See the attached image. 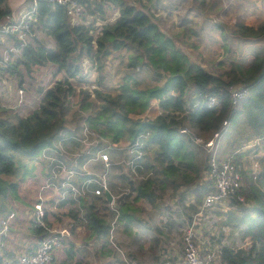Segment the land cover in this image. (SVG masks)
<instances>
[{"label": "trees", "instance_id": "trees-1", "mask_svg": "<svg viewBox=\"0 0 264 264\" xmlns=\"http://www.w3.org/2000/svg\"><path fill=\"white\" fill-rule=\"evenodd\" d=\"M8 1L0 0V21L11 15ZM24 1L25 5L30 4V0ZM108 4L116 5L118 16L112 24H105L94 33L91 23H81L83 15L72 24L64 7L38 1L25 41L13 34L0 44L3 53H8L4 78L14 82L19 90L23 84L31 86L33 68L46 64L55 68L50 86L36 90L40 98L34 107L25 106L28 96L22 102L20 114L19 108L0 106V222L9 213L21 211L12 205L14 200L20 206L30 204L13 197L32 169L16 161V155L32 161L38 154L51 150L61 132L80 125L114 145L123 146L122 152L141 142L140 170L119 176L123 179L118 185L109 181L106 172L111 203L104 194L93 196L84 192L77 199H64L55 211L47 209L50 202L43 204V227L33 226L30 217L26 221L31 234L40 239L53 229L49 217L66 219L70 229L86 233L82 242L90 244L93 257L104 260L113 254L109 242L111 224L130 223L139 213L135 207L138 200L156 207L169 190L171 194L179 193V205L191 197L193 203L187 209L196 212L195 207L208 192L204 182L207 154L178 130L185 127L192 135L206 140L228 120L229 132L222 135L216 158L232 155L238 163L247 153L239 150L253 141L256 143L247 151L261 154L256 171H240L241 187L229 198L235 209L225 217V224L240 231L250 246L247 250L223 246L219 261L264 264V21L255 26L234 24L239 36L263 40V44L252 53L246 66L231 61L221 73L212 75L189 61L180 47L159 30L145 6L136 7L124 0L83 1L81 6L84 15L95 14L103 20L104 5ZM36 33L50 38L54 49L47 48ZM3 55L0 53V62ZM82 60L90 62L96 74L91 90L84 87ZM114 60L120 68L112 76H117L118 81L115 87H107V79L112 76L106 66ZM236 85L245 86L248 95L240 101L237 111L229 115L228 89ZM207 95L217 97V109L203 105ZM153 100L158 102L160 115L133 118L143 114ZM232 133L235 138L231 142ZM22 173L24 177L20 176ZM8 177H12V182ZM42 178L46 179L47 174ZM132 192L134 197L129 199ZM61 251L66 259L61 264L72 262L75 248L64 236Z\"/></svg>", "mask_w": 264, "mask_h": 264}, {"label": "rangeland", "instance_id": "rangeland-1", "mask_svg": "<svg viewBox=\"0 0 264 264\" xmlns=\"http://www.w3.org/2000/svg\"><path fill=\"white\" fill-rule=\"evenodd\" d=\"M89 1L97 3L99 0ZM124 1L140 8L145 6L148 15L154 18V22L159 30H161L166 37L170 38L178 47H180V49L189 58V61L201 65V67L212 75H218L221 73L227 68L229 62L231 61L239 63L242 66H246L247 62L252 58V53L256 51L257 47L263 44V40L239 36L235 33L233 26L235 23L247 26L257 25L259 22L264 21V0ZM20 7H25V4H21ZM82 15L83 20H80L81 23L84 25L91 23V29L93 32L98 33L101 26L105 24H112L114 22L118 16V11L116 5L108 4L104 5L103 20L97 18V15L95 14L93 16H86L82 13ZM36 37L42 41L47 48L51 50L54 49V44L50 38L41 35L40 33H36ZM3 52L4 51L0 48V53H2V55L8 54L7 52ZM81 64L84 70L82 76L85 83L84 87L91 90L94 88L93 82L96 74L93 72V67L90 62L82 60ZM106 68L108 73L112 76V73L116 72L120 67H118L117 61L114 60L111 64H107ZM54 70L55 68L50 64L33 68L31 72L32 84L29 87L25 84L22 85L21 101L18 102L17 91L19 88L14 82H11L10 79H5L4 76L3 79L6 80V84L4 83V87L0 88V106L9 109L19 108L17 109V113L20 114L23 112L20 108L23 105L22 102L25 101L28 96L29 99L27 100L25 106H27L28 109L34 107L40 98V94L36 95V90L39 88L43 91L50 86ZM117 81V76H112L110 79L108 77L107 87H115ZM4 96L8 97L9 100H3L2 97ZM229 126L227 128L228 132ZM77 129L78 128L76 127L75 129L69 128L67 131L61 132V139L66 141L67 135L71 136L72 133L76 135L79 133ZM234 138L235 134L232 133L229 141L232 142ZM220 141L221 139L219 142ZM72 143L80 147L81 150L84 149L87 151L88 147L90 148V145L86 140L79 139L78 141ZM106 144H108L111 148L114 145L110 142ZM120 147L115 145V148L108 150V156L112 165L107 172V176H109V181L112 184L116 183L117 185L119 184L117 183L119 182L118 177L125 173V171L121 168L123 166L118 164L121 160L124 161L126 159L124 151L122 152V150H118L122 149ZM251 148L252 147L242 148L239 150L241 151L239 153L247 152L245 156H242L240 161L237 160L241 162V169H250V163L255 159L253 157L254 154L247 151ZM96 153L94 155H96ZM52 155H56V152H52ZM45 157L46 156H41L38 159H33V161H35V163L38 162L37 164H40L41 166H46L40 163L42 160L47 161ZM15 160L31 165V160H26L19 155L15 156ZM86 167L94 173L101 172V168L98 166V163L94 164V166L90 164ZM36 169L39 175L41 167L36 166ZM28 173H30V175H28L29 177L25 179L24 183L21 182L20 185L18 184L19 187H17L13 197L20 201H27V203H30L31 206L33 201L36 200V197L39 194V188L44 183L45 179L42 178L44 177L43 174L42 177L34 174L33 168L30 169ZM20 176L24 177L23 173L20 174ZM7 179L12 182V177H8ZM48 194V192H41V196H46ZM24 196L26 198H24ZM178 197L179 193L172 194L171 196L168 192L164 196L165 199L168 198V205L166 208L163 206L164 210L162 212H152L150 209L142 211V215L147 219L149 225L148 228L147 226L146 228H143L142 238L149 240L152 236L151 232L154 231L155 233V228L159 229V232L161 233L159 235V245H161L159 256L165 257V252L167 251L168 253V259L161 257V263L166 261L173 262L179 255H181V237L184 227L182 218L186 219V215H190V213H186L181 210L180 205H178ZM13 202L17 201L14 200ZM234 207L231 201L228 200L206 210L205 218L203 220L201 219L198 225L194 227L195 245L199 253H203L206 250L213 249L215 247L221 248L223 246L231 247L233 249H248L250 246L249 240L243 239L240 231L225 224L226 214L234 211ZM56 209L57 208H54V211ZM51 219L52 220H50L49 217L51 225L53 223V229L51 231H60V229L66 228V219H61V217L57 216L51 217ZM151 228H153V230ZM73 240L74 242H80V240L75 237ZM129 240V238H122L121 236L112 238V241L115 242L116 245L119 246L122 253H124L123 258L126 261H135L137 264H159L157 262L158 256H153L147 248L143 250L140 249L138 251L137 249H133L136 247L131 245ZM113 259H115L114 264H124L122 258L120 256H116V254L113 255ZM51 264H53V262ZM105 264H109V262ZM214 264L221 263L220 261H217Z\"/></svg>", "mask_w": 264, "mask_h": 264}, {"label": "built area", "instance_id": "built-area-1", "mask_svg": "<svg viewBox=\"0 0 264 264\" xmlns=\"http://www.w3.org/2000/svg\"><path fill=\"white\" fill-rule=\"evenodd\" d=\"M38 1L64 7L66 17L70 23L76 24L81 19L83 13L81 3L89 0H30V9L23 12L18 20L8 19L6 16L4 20L0 21V40L14 34L20 41H25V34L29 29V24L33 21L34 8ZM7 60L8 57H4L0 62V71H3ZM21 93V90L17 91L18 101H21ZM247 95L248 89L243 85L231 86L228 89L229 115L237 111L240 101L246 98ZM203 105L207 109H217L218 99L215 95H207L203 100ZM157 106V101L153 100L149 102L144 113L135 118L151 119L156 115H160L161 111L158 110ZM228 126L229 121H223L220 127L206 140L192 135L185 127H181L178 130L180 134L188 135L193 143L200 146L207 154V180L205 187L208 192L202 198L199 212L212 208L224 201H228L241 187L240 171L243 170L240 167L241 162L236 164L232 155L226 159L219 160L216 158L219 140L226 132ZM77 130L79 133L76 135L73 133L71 136L67 135L66 141H63L59 137L56 142L59 143L61 141V144H55L51 150L44 151L32 158L33 161V159L46 156L45 159L49 167V174L47 173V178L39 188V194L36 197L37 202L32 204L30 221L35 227L44 226L43 204L45 203L50 202L47 209L54 211V208L64 199H77L84 192L90 193L93 196H101L104 192H108L106 172L112 165L108 156V150L115 148V145L111 148L106 144L109 141L104 140L95 132L89 130L85 125H80ZM79 139L86 140L90 145L87 151L84 149L81 150L78 146L75 147L76 150L74 151L69 148V145L73 144L72 142L78 141ZM255 143L256 141L248 143L243 148H250ZM140 147L141 142H136L125 148L124 153L126 159L118 163L123 166L121 168L125 171L122 175L134 174L142 168L138 162L141 157ZM52 152H56V155H52ZM95 153L96 155H94ZM259 156V152L253 155L255 159L250 163V169L252 171L258 169ZM33 162L35 163V161ZM92 163H98V166L101 168L100 173H94L86 167ZM41 192H48L49 194L41 196ZM236 200L242 202L238 196H236ZM111 202L112 197L109 203ZM12 217L13 215L9 214L0 222L2 231L7 230L9 220ZM111 225L114 226V222ZM192 227L193 223L192 225L184 227L181 237L183 244L182 254L179 260L173 264H214L217 261L219 262L220 248L208 249L203 253H199L195 245V235ZM62 242V231H49L47 236L37 240L31 251L17 255L16 257L2 258L0 259V264H51L53 261L52 253L62 246ZM115 252L120 253L118 250H115ZM126 264L128 263L126 262Z\"/></svg>", "mask_w": 264, "mask_h": 264}, {"label": "crops", "instance_id": "crops-1", "mask_svg": "<svg viewBox=\"0 0 264 264\" xmlns=\"http://www.w3.org/2000/svg\"><path fill=\"white\" fill-rule=\"evenodd\" d=\"M24 0H11L7 2V6L11 12V15L7 18L8 19H12V20H18L19 16L28 10V7H31V4H27L25 5V7H20L21 4H24ZM250 26H255V25H250ZM8 37V36H7ZM4 37L0 40V44L3 43V39L7 38ZM7 57V55H3V58ZM4 74L3 71H0V88L4 87V85L6 84V80L3 79ZM5 83V84H4ZM3 100H9L8 97L4 96L2 97ZM18 102V99H17ZM142 115V114H141ZM137 116H134V118ZM56 145L61 144V141H59V143H55ZM76 145L75 144H70L69 148L71 150H76ZM64 150L66 151V149L64 148ZM241 152V151H240ZM68 162V161H67ZM46 166H41L40 164L34 163L33 161H31V165H27L33 168V173L36 174L37 176L42 177V174L45 176V174H49V167H48V163L46 161H42L40 162ZM36 166H40L41 170L39 172L38 175V171L36 169ZM92 166H94V163H92ZM47 171V173H46ZM122 175V174H121ZM120 175V176H121ZM125 176V175H124ZM123 178H119L118 180L119 182H122ZM206 180H207V176L204 177V182H205V186H206ZM117 182V183H119ZM115 185H117L115 183ZM206 189V187H205ZM169 192V194L172 196V194L170 193L169 190H167L165 192V194L163 195L161 201H160V205L153 207L150 206L147 202L143 201V200H138L135 203V207L137 208V210L139 211V213L133 218V220L126 224L124 222H121V224H114V226L111 227V232L109 233V242L111 244V247L113 249V254L108 257L105 258L104 260H97L93 257L92 255V251L90 248V244L89 245H85L82 242V237H84L86 235V233L80 229H70V226H66L65 229H62V233L63 236L65 237V241L67 243H71L73 244L74 248H75V255L72 257V262H67V264H75V261H79L80 259H83L82 261L79 262V264H85V262L89 263V264H105L107 262H109V264H114L115 259H113V255L116 254V256H120L122 258V261L124 262V264H126V262L128 264H137L135 261H126L123 257H124V253H122V251L119 249V246L116 245L115 242L112 241L113 237H119L121 236L129 238L130 240V244L135 246L136 248L133 249H137L138 250H143L145 248H147V250L153 254V256H158V260L157 262L159 264H173L175 262H177L179 260V258L181 257V255L178 256V258H176L175 261L173 262H162L161 263V257L163 256H159L160 253V247L161 245H159L160 243V238L159 235L161 234L159 232V229L155 228V233L154 231L151 232V237L150 239H145L142 238V232H143V228H147L149 227L147 219L144 218V216L142 215V211H147L148 209H150L152 212H157V211H163L164 208L163 206L168 205V198L165 199L164 196ZM180 192V190L178 191ZM178 194V193H175ZM134 197V193H130L129 199H132ZM202 201V200H201ZM173 203V202H171ZM193 201L190 198L186 199L185 201H183L182 204H180L181 210L185 211L186 213H190V215H186V219L182 218V222H183V226H189L192 225L193 223V231H194V227L198 225L199 221L205 218L206 216V210H203L201 212H199V207L200 204L195 207V211L196 212H192L190 209H187V207L192 204ZM12 205L21 210V211H17L16 213H9L12 214L13 217L9 220L8 223V227L7 230L2 231L0 228V259L2 258H8V257H16L17 255L20 254H24L26 252H29L32 250V248L34 247V244L37 242L38 238L34 237L31 232L28 230L27 228V224L26 221L28 220V217H30V213H31V209L32 206H30V204L28 206H20L18 205L17 202H13ZM179 205V204H178ZM182 205V206H181ZM208 210V209H207ZM168 215V214H166ZM183 227V229H184ZM68 228V229H67ZM153 230V228H151ZM56 232V231H55ZM183 232V231H182ZM195 235V233H194ZM74 237L77 238L78 240H80V242H74ZM111 237V239H110ZM247 240V239H246ZM181 243H182V238H181ZM149 245V247H148ZM159 245V247H158ZM141 246V248H140ZM216 249H219L217 247H215ZM182 249H183V244H182ZM115 250L120 251V253L115 252ZM53 264H61V262H65L66 259H64V257L61 255V247L59 249H56L53 251ZM157 253V255H156ZM138 254V253H137ZM165 257H163L164 259H168V253L167 251L165 252ZM182 254V251H181ZM163 261V260H162Z\"/></svg>", "mask_w": 264, "mask_h": 264}, {"label": "water", "instance_id": "water-1", "mask_svg": "<svg viewBox=\"0 0 264 264\" xmlns=\"http://www.w3.org/2000/svg\"><path fill=\"white\" fill-rule=\"evenodd\" d=\"M104 197H105V200L107 202H110L111 201V196H110V194L108 192H104Z\"/></svg>", "mask_w": 264, "mask_h": 264}, {"label": "clouds", "instance_id": "clouds-1", "mask_svg": "<svg viewBox=\"0 0 264 264\" xmlns=\"http://www.w3.org/2000/svg\"><path fill=\"white\" fill-rule=\"evenodd\" d=\"M106 159V158H105Z\"/></svg>", "mask_w": 264, "mask_h": 264}]
</instances>
